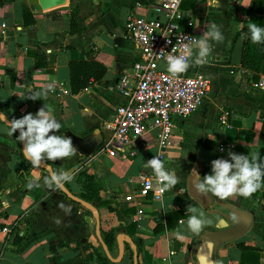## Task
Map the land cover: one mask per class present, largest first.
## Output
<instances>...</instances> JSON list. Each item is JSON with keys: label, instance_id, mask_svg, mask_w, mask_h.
I'll list each match as a JSON object with an SVG mask.
<instances>
[{"label": "crops", "instance_id": "obj_1", "mask_svg": "<svg viewBox=\"0 0 264 264\" xmlns=\"http://www.w3.org/2000/svg\"><path fill=\"white\" fill-rule=\"evenodd\" d=\"M72 1L86 25L81 34L67 32L71 0L39 11L32 10L28 0L0 4V39L7 45L3 49L0 41V109L13 120L35 114L46 105L62 125L56 134L86 139L81 149L75 147L73 156L49 162L57 164L54 172L72 177L65 185L78 196L86 191L91 177L101 205L91 203L97 209L95 214L55 186L49 188L45 183L48 173L33 164L30 179L18 177L20 142L0 120V224L11 226L9 236L0 232V264H98L85 257L93 247L104 252L102 233L111 229H120L113 250L108 249L111 257L119 260H111V264H197L194 252L201 231H188L189 209L196 207L211 220L204 227H215L220 217L188 194L192 170L199 167L202 179L211 171V161L227 159L229 151L250 159L256 154L264 161V85H260L264 60L259 72L231 63L237 35L249 32L253 23L259 26L261 17L260 26L264 27V4L253 11V0H220L219 7L212 6L210 0H183L180 24L187 32L200 39L215 23L224 36L222 42H213L205 63H193L187 70L204 74L210 91L198 111L175 120L178 146L169 149L164 164L174 169L176 188L161 201L151 195L127 201L125 196L134 194L140 177L148 174L144 163L157 153L159 134L157 129L147 131L144 144L138 143L135 154L129 155L128 148L115 144L105 128L116 107L124 102L118 90L122 71L138 57L135 45L120 39L134 0ZM138 12L154 16L143 7ZM90 57L106 68L105 75L72 94L69 63ZM227 142L233 146L226 147ZM34 174L41 177L39 187H29ZM210 194L254 216L243 237L218 248L220 264H264V182L248 198L233 194L222 199ZM180 212L183 215L177 218L174 214ZM139 215L142 220L137 221ZM176 231L186 238L176 239Z\"/></svg>", "mask_w": 264, "mask_h": 264}, {"label": "built area", "instance_id": "obj_2", "mask_svg": "<svg viewBox=\"0 0 264 264\" xmlns=\"http://www.w3.org/2000/svg\"><path fill=\"white\" fill-rule=\"evenodd\" d=\"M182 2L134 0L121 33V41L133 43L138 57L130 67L122 71L118 90L124 102L116 107L110 120L105 123V128L110 131L115 144L128 148L129 155L135 154L134 149L138 143L144 144L143 137L147 131L157 129L158 150L155 156L164 162L169 149L178 146L174 132L175 120L198 111L210 91V81L204 74L186 71L173 76L167 71L164 57L170 53L179 54L183 44L198 39L180 24ZM141 7L154 16L139 14L138 9ZM0 41L3 49L7 47L5 39ZM260 85H264V78ZM54 86L62 91L60 84L55 83ZM222 122L225 124L226 119L223 118ZM224 145L228 148L233 146L228 142ZM166 168L174 171L173 168ZM175 188L164 191L157 198V180L153 170L148 168V174L140 177L134 194L126 195L125 200L133 201L135 196L146 198L151 195L153 200L161 201ZM140 220L142 217L139 215L137 221ZM0 232L9 236L11 226L0 224Z\"/></svg>", "mask_w": 264, "mask_h": 264}, {"label": "clouds", "instance_id": "obj_3", "mask_svg": "<svg viewBox=\"0 0 264 264\" xmlns=\"http://www.w3.org/2000/svg\"><path fill=\"white\" fill-rule=\"evenodd\" d=\"M210 4L219 7L220 0H210ZM249 36L253 43L264 44V27L255 23L251 24ZM223 39L220 26L211 23L200 39L183 44L179 54L170 53L164 57L167 71L175 76L186 72L193 63H205L212 52L213 42H222ZM29 98L38 99L36 97ZM9 127V135H13L19 130L18 140L23 142V155L34 166H40L45 161L70 157L76 152L71 137L56 134L62 125L46 105L35 114L27 113L21 118L11 120ZM144 167L152 169L155 174L159 188L157 198H160V194L164 191L173 189L177 185L176 173L167 169L159 157L154 156L147 160ZM192 174L197 181L195 188L198 192L212 193L222 199L233 194L248 198L256 193L264 182V161H260L256 154L250 159L245 154L229 151L227 159L218 158L211 161V171L205 174L202 179L195 169L192 170ZM40 179L39 174H34L33 179L29 181V187H39ZM71 179L72 177L68 173L50 171L45 183L49 188L55 186L56 189H60ZM9 191L11 190L9 189ZM189 211L191 215L186 221L189 232L199 233L205 225L211 223L205 213L196 207H191ZM174 235L178 240L186 238L180 231H176Z\"/></svg>", "mask_w": 264, "mask_h": 264}, {"label": "water", "instance_id": "obj_4", "mask_svg": "<svg viewBox=\"0 0 264 264\" xmlns=\"http://www.w3.org/2000/svg\"><path fill=\"white\" fill-rule=\"evenodd\" d=\"M28 3L32 10L39 11L42 9H49L52 7L64 5L66 3V0H28ZM243 50L244 39L243 37H239L234 45L231 56V63L233 65H241L243 59ZM0 120L5 125H10L11 119H9L1 109ZM17 134L19 135V130H17ZM67 136L72 138L73 145L77 149H81L82 145H84V141L86 140L70 134H67ZM19 142L22 152L23 142ZM29 162L32 164L31 161ZM38 167L45 170L48 175L50 174V171H54L51 165L47 162L41 163V165ZM195 170L199 172V167L195 168ZM196 182L197 181L195 177L191 173L187 182V192L190 197L197 201L204 209H207L211 213H215L220 217L215 227L207 226L201 230L197 238V244L195 246L194 252L196 263L220 264L216 257L218 248L229 241H233L243 237L252 227L254 223V216L251 212L243 210L220 199H215L210 193L198 192L195 188ZM60 190L72 201L80 203L86 209L92 211L95 214L97 213L96 207H94L88 201L82 199L80 196L74 194L65 184L62 188H60ZM102 247L106 256L110 260H119V257L117 259H113L111 257L110 252L104 243L102 244Z\"/></svg>", "mask_w": 264, "mask_h": 264}, {"label": "trees", "instance_id": "obj_5", "mask_svg": "<svg viewBox=\"0 0 264 264\" xmlns=\"http://www.w3.org/2000/svg\"><path fill=\"white\" fill-rule=\"evenodd\" d=\"M4 1L10 0H0V4ZM264 4L262 0H253L252 10H259V5ZM183 7V4H182ZM261 16H264V12L261 13ZM261 20L263 17L259 19V26L261 25ZM69 21L70 27L67 31L70 35L81 34L85 29L86 25L82 22L81 18L78 15V6L73 3L71 0L69 5ZM237 36L243 37L245 40V48L241 66L246 70H251L253 72H259L261 68V63L264 60V44H256L253 43L250 39L248 31H241ZM70 69V86L71 93L77 94L83 89L87 88L91 84V80L99 81L103 78L106 72V68L97 62L94 58L90 57L86 60H73L69 63ZM14 136L18 140L17 132L14 133ZM22 165L21 170L18 174V177L24 179H30L29 177V168L32 164L21 155ZM51 165L53 169L57 167L56 163L45 161ZM44 174L47 175L45 171ZM92 178H89L88 185L86 186V191L84 193H80V197L89 203H92L94 206L99 207L101 205L100 198L98 195V190L92 186ZM60 192L61 190L58 189ZM177 218L182 216L183 214L175 213ZM168 220V215L166 216ZM120 229H111L107 232L102 233L103 242L108 247L110 251L113 250L116 243V235ZM137 246H141V242L137 241ZM93 251L86 255L85 260H95L98 264H111V260L105 255L104 252L100 251L98 248H92ZM245 250V247H242Z\"/></svg>", "mask_w": 264, "mask_h": 264}]
</instances>
